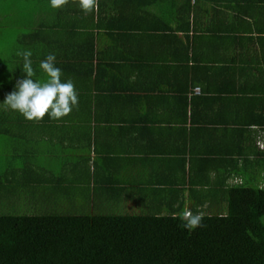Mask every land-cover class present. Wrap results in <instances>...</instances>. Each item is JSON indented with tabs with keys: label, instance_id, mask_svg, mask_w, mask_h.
<instances>
[{
	"label": "crops",
	"instance_id": "crops-1",
	"mask_svg": "<svg viewBox=\"0 0 264 264\" xmlns=\"http://www.w3.org/2000/svg\"><path fill=\"white\" fill-rule=\"evenodd\" d=\"M16 4L33 79L54 53L78 93L67 116L22 130L29 149L63 155L57 175L29 155L31 187L78 193L88 212L226 211L242 150L264 151V0H97L87 13L0 0V21Z\"/></svg>",
	"mask_w": 264,
	"mask_h": 264
},
{
	"label": "trees",
	"instance_id": "trees-1",
	"mask_svg": "<svg viewBox=\"0 0 264 264\" xmlns=\"http://www.w3.org/2000/svg\"><path fill=\"white\" fill-rule=\"evenodd\" d=\"M27 37L18 36L19 52L26 49ZM16 61L17 66L0 64V76L11 75L0 82V131L14 137L17 129L25 139L22 130L28 120L2 102L25 75L22 57ZM197 88L194 92L199 93ZM248 152L244 148L238 157L242 165L235 174L240 181L224 189L226 211L201 212L202 227L184 229L178 215L173 218L181 211L3 213L0 264H264V151L258 150L252 159ZM26 160L22 173L28 187Z\"/></svg>",
	"mask_w": 264,
	"mask_h": 264
},
{
	"label": "rangeland",
	"instance_id": "rangeland-1",
	"mask_svg": "<svg viewBox=\"0 0 264 264\" xmlns=\"http://www.w3.org/2000/svg\"><path fill=\"white\" fill-rule=\"evenodd\" d=\"M14 6L13 11L9 6L10 18L0 21V64L4 67L17 66L19 63L16 61L20 44L17 42L20 28L17 18L19 12L18 5H12V8ZM10 76H0V82H4ZM21 138L19 135L12 137L0 131V214L89 213V202L85 201L86 197L78 193L64 194L60 186L55 187L47 183H41L34 188L24 184L23 180L26 178L22 172L25 171V159L29 158V155L33 156V152L34 156L37 153L39 163L47 169L53 168V175H57L56 169L59 168V161L62 160L63 155L55 148L52 150V146L50 145V148L48 142L44 140L33 145L31 151L25 139ZM48 175L51 177V174ZM8 179L12 181L10 185L6 184ZM95 213H109V211H95Z\"/></svg>",
	"mask_w": 264,
	"mask_h": 264
},
{
	"label": "clouds",
	"instance_id": "clouds-1",
	"mask_svg": "<svg viewBox=\"0 0 264 264\" xmlns=\"http://www.w3.org/2000/svg\"><path fill=\"white\" fill-rule=\"evenodd\" d=\"M50 6L58 9L67 3V0H49ZM79 7L85 12L93 11L97 7V0H79ZM23 59L24 77L14 85V91L7 94L2 101L10 109L18 111L27 120H40L46 114L50 119H59L67 116L78 105V93L71 79L61 80L62 70L56 66V56L48 53L40 61L39 68L46 75L44 82L34 80L32 66V52L25 49L17 53ZM178 218L184 229L189 232L202 227L203 214L193 213L185 208Z\"/></svg>",
	"mask_w": 264,
	"mask_h": 264
},
{
	"label": "built area",
	"instance_id": "built-area-1",
	"mask_svg": "<svg viewBox=\"0 0 264 264\" xmlns=\"http://www.w3.org/2000/svg\"><path fill=\"white\" fill-rule=\"evenodd\" d=\"M196 91H198V88H196Z\"/></svg>",
	"mask_w": 264,
	"mask_h": 264
}]
</instances>
